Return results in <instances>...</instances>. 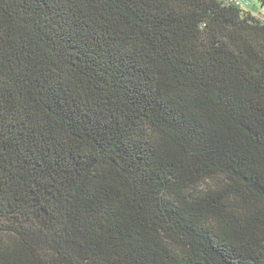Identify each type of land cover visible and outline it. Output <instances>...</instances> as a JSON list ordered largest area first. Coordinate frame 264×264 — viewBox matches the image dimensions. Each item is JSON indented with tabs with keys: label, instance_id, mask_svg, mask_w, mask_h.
<instances>
[{
	"label": "trees",
	"instance_id": "1",
	"mask_svg": "<svg viewBox=\"0 0 264 264\" xmlns=\"http://www.w3.org/2000/svg\"><path fill=\"white\" fill-rule=\"evenodd\" d=\"M0 264H264V21L0 0Z\"/></svg>",
	"mask_w": 264,
	"mask_h": 264
},
{
	"label": "rangeland",
	"instance_id": "2",
	"mask_svg": "<svg viewBox=\"0 0 264 264\" xmlns=\"http://www.w3.org/2000/svg\"><path fill=\"white\" fill-rule=\"evenodd\" d=\"M244 8L264 21V5L261 0H244Z\"/></svg>",
	"mask_w": 264,
	"mask_h": 264
},
{
	"label": "built area",
	"instance_id": "3",
	"mask_svg": "<svg viewBox=\"0 0 264 264\" xmlns=\"http://www.w3.org/2000/svg\"><path fill=\"white\" fill-rule=\"evenodd\" d=\"M236 1L240 2L243 7L246 5V3H244V1H241V0H236Z\"/></svg>",
	"mask_w": 264,
	"mask_h": 264
}]
</instances>
